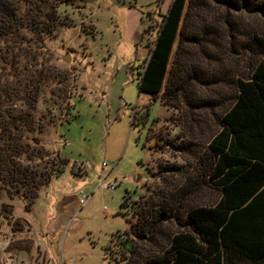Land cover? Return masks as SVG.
Instances as JSON below:
<instances>
[{"label":"rangeland","instance_id":"rangeland-1","mask_svg":"<svg viewBox=\"0 0 264 264\" xmlns=\"http://www.w3.org/2000/svg\"><path fill=\"white\" fill-rule=\"evenodd\" d=\"M172 1L0 0V123L9 120L5 110L12 109L13 116L23 107L32 112L31 124L15 130L12 142L25 135L19 144L29 152L22 149L16 159L39 174L38 179L47 178L63 157L70 161L60 177L37 189L32 214L34 206L28 211L18 190L21 184L10 182L5 153L10 136L0 127L1 157L7 164L0 166V231L15 221L14 246L21 264H33L35 255L39 264H124L122 255L112 253L117 246L113 250L111 241L131 228L132 218L122 208L124 197L140 201L161 186L164 167L185 164L183 154L168 144L181 132L178 110L138 89L159 22ZM209 2L192 22L210 24L217 37L216 46L207 47L217 59L208 62L221 77L218 93L225 94L231 91L230 81L248 71L250 54L236 43L249 28L261 32L264 21L246 12L235 16L236 52L230 45L227 10ZM9 8L17 13L7 27L4 14ZM193 53L206 65L200 47ZM44 76L48 85L41 80L43 93L33 96V86ZM147 105L148 121L133 127L134 110ZM28 155L38 156L31 161ZM115 181L119 185L109 188ZM81 190L90 196L84 205ZM218 193L205 188L197 200L209 203ZM110 245L112 256L106 250Z\"/></svg>","mask_w":264,"mask_h":264},{"label":"trees","instance_id":"trees-1","mask_svg":"<svg viewBox=\"0 0 264 264\" xmlns=\"http://www.w3.org/2000/svg\"><path fill=\"white\" fill-rule=\"evenodd\" d=\"M215 1L228 12L230 45L239 52L234 48L239 36L232 32L238 30L235 16L246 12L264 21V0ZM209 4V0H173L162 15L150 56L139 74L140 93L160 96L168 109L173 107L181 115V132L168 144L183 154L185 164L164 167L161 186L148 190L140 201L124 197L122 208L134 218L130 231L114 235L111 241L116 251L112 252L111 245L106 248L109 255H122L124 264H264V29L253 27L243 33L236 45L250 54L248 71L230 81L231 91L218 93L221 77L209 63L217 58L207 49L216 46L217 37L210 24L192 22L195 12ZM16 13L6 9L4 26L10 27ZM199 47L206 65L192 54ZM48 79L44 76L33 86V96L43 93L41 80L47 86ZM5 111L9 120L1 121L0 127L10 136V150L5 152L8 175L11 184H21L18 190L23 191L31 211L37 189L60 177L70 161L63 157L47 178L38 179L39 174L16 159L22 155L19 140L25 135L12 142L14 131L30 125L33 114L24 107L14 116L12 109ZM149 116L148 105L136 108L132 126L147 122ZM1 153L0 149V166H5ZM37 156L28 158L33 161ZM26 187L32 192L24 191ZM205 188L219 191L214 201L197 200Z\"/></svg>","mask_w":264,"mask_h":264},{"label":"built area","instance_id":"built-area-1","mask_svg":"<svg viewBox=\"0 0 264 264\" xmlns=\"http://www.w3.org/2000/svg\"><path fill=\"white\" fill-rule=\"evenodd\" d=\"M119 185L117 181L114 183L108 184V187L111 189L116 188ZM81 195V204H85L89 199V195L84 191H80ZM29 222L28 218L25 217ZM14 220H10L6 223V228L0 231V264H21L19 257V250L14 246L15 242V232H14ZM36 236L38 234L36 233ZM25 237V236H23ZM39 245V244H38ZM37 253V252H36ZM33 264H39L35 255V261Z\"/></svg>","mask_w":264,"mask_h":264},{"label":"crops","instance_id":"crops-1","mask_svg":"<svg viewBox=\"0 0 264 264\" xmlns=\"http://www.w3.org/2000/svg\"><path fill=\"white\" fill-rule=\"evenodd\" d=\"M35 210H36V206L34 205V209H33V211H32L31 213H32V214L35 213ZM35 218H36V217H35ZM36 221L38 222L39 225L42 224V222H41L40 220H36Z\"/></svg>","mask_w":264,"mask_h":264},{"label":"water","instance_id":"water-1","mask_svg":"<svg viewBox=\"0 0 264 264\" xmlns=\"http://www.w3.org/2000/svg\"><path fill=\"white\" fill-rule=\"evenodd\" d=\"M65 61H67V62L69 61V57H68V55L65 56ZM139 181H140V180H139Z\"/></svg>","mask_w":264,"mask_h":264}]
</instances>
